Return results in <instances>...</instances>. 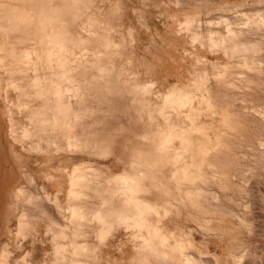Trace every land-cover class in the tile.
I'll list each match as a JSON object with an SVG mask.
<instances>
[{"label": "bare ground", "instance_id": "6f19581e", "mask_svg": "<svg viewBox=\"0 0 264 264\" xmlns=\"http://www.w3.org/2000/svg\"><path fill=\"white\" fill-rule=\"evenodd\" d=\"M129 1L0 0L1 134L17 161L18 180H24L11 198L19 214L15 236L37 234L32 221L47 213L53 263L60 256L62 264H102L99 250L111 234L126 230L141 240L126 264H155L153 257L203 264L194 256L200 254H189L197 245L179 227L181 216L199 219L209 225V232L235 241L240 229L252 228L206 189L213 181L223 191L228 188L227 133L238 123L235 114L222 110L220 99L210 95L203 103L213 118L208 124H196L193 112L188 123H182L170 120L164 106L156 109L153 83L141 84L135 69L134 26L123 32ZM176 1L182 10L186 1ZM128 6L148 27L145 12ZM263 12L218 19L224 33L233 37L259 35L264 33ZM191 20L206 21L201 15ZM188 21L185 15L178 32L187 31ZM238 47L245 52L252 46L246 42ZM246 58L244 62L256 68ZM191 99L192 93L179 91L160 98L175 102L178 109ZM253 110L264 117L263 107ZM259 145L264 147V142ZM112 156L120 170L98 162ZM76 159L82 161L74 163ZM41 180L52 187L57 180H68L65 206L61 190L49 189ZM54 214L64 217L63 226ZM90 230L97 240L94 246L82 240ZM68 233L69 242L60 246L58 240ZM239 244V256L214 264L245 263L247 252ZM11 257L5 246L0 264H10Z\"/></svg>", "mask_w": 264, "mask_h": 264}, {"label": "rangeland", "instance_id": "374dc122", "mask_svg": "<svg viewBox=\"0 0 264 264\" xmlns=\"http://www.w3.org/2000/svg\"><path fill=\"white\" fill-rule=\"evenodd\" d=\"M185 1V7L180 10L174 5L176 0H130L126 3V25L123 32H127L129 25L134 26L137 39L134 64L140 83L143 84L146 80L153 83L156 109L164 106L170 120L188 123L187 117L193 112L196 114L194 119L196 124L213 122L207 106L204 105L206 102L204 99L209 95L215 100L220 99L222 110H228L230 115L235 114L238 127L227 133L231 146V153L228 154L231 157L229 170L231 180L228 188L223 191L218 182L213 181L206 189L207 192L215 194L218 202L232 211V214L249 221L252 228L251 231L240 229L235 236L239 240L235 241L232 237L226 235L220 237L209 232V225L202 223L201 220L200 222L199 219H193V222L181 216L179 227L185 235L188 234L196 242V248L189 254H200V257L194 256L197 260L201 258L203 264H214L216 259L221 260V263L229 262V256H239L243 250L236 249L238 242L240 246L244 245L242 248L247 252L243 264H264V147L259 145L260 142H264V117L253 110L264 108V33L233 37L224 33V24L218 19L222 16L230 18L250 12L262 13L264 0ZM128 5H134L145 12L148 27L133 15ZM185 15L189 16L188 24H185L187 31L181 33L178 31L180 23L185 22ZM196 15H201L206 21L193 22L191 19ZM246 42L251 44V49L245 52L239 50L238 46ZM130 48L129 46L128 51ZM124 56H127L126 53ZM244 58L249 63L256 64V68L246 64ZM256 59L260 62L255 61ZM242 77L245 80H242ZM218 78L225 83L217 81ZM174 91L192 93L193 99L182 109H178L175 102L165 103L160 100ZM224 95L226 97H223ZM3 127V122H0V258L3 248L9 246L12 252L10 264H62L60 256L53 263L54 246L47 232L49 214L45 213L39 221H32L38 225L37 234L28 233L27 238L19 239L15 236L19 214L12 209L11 198L14 189L24 184V180H18L17 161L12 157L11 148L4 134H1ZM118 145L115 150L118 149ZM79 161L82 160L76 159L74 163ZM98 162L102 165H113L114 171L122 168L113 156ZM41 183L49 189L54 187L57 191L61 190L60 201L63 206L66 205L68 180H57L53 187L47 180H41ZM42 203L48 205L45 200H42ZM54 217L55 219L58 217L56 221H60L58 223L63 226L64 217L59 214H54ZM231 218L235 224L234 217H229ZM91 231L93 230H90V236L82 240L86 239L94 246L97 240ZM70 235L68 233L65 238H60L59 245L68 243ZM140 245V238L126 230H120L114 236L111 234L106 244L99 250L101 263L126 264V261L130 260V255L139 250ZM199 251L202 253H198ZM153 261L155 264H175L171 259L163 257H153Z\"/></svg>", "mask_w": 264, "mask_h": 264}]
</instances>
